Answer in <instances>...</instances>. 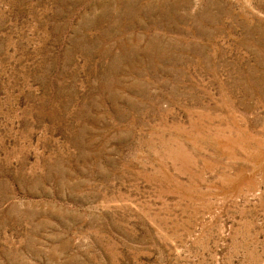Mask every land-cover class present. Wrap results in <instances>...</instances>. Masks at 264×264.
<instances>
[{
	"label": "rangeland",
	"instance_id": "1",
	"mask_svg": "<svg viewBox=\"0 0 264 264\" xmlns=\"http://www.w3.org/2000/svg\"><path fill=\"white\" fill-rule=\"evenodd\" d=\"M0 264H264V0H0Z\"/></svg>",
	"mask_w": 264,
	"mask_h": 264
}]
</instances>
